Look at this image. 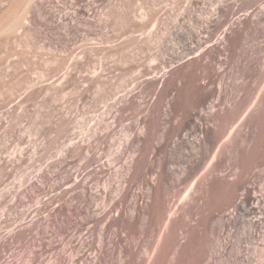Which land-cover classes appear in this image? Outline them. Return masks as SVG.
Instances as JSON below:
<instances>
[{
    "label": "rangeland",
    "instance_id": "374dc122",
    "mask_svg": "<svg viewBox=\"0 0 264 264\" xmlns=\"http://www.w3.org/2000/svg\"><path fill=\"white\" fill-rule=\"evenodd\" d=\"M26 1L0 0L3 25L26 8L0 32V264L260 254L263 215L256 228L234 201L247 182L264 209V0ZM146 163L149 180L181 176L168 228L152 192L137 199L151 216L144 236L134 221L138 243L107 241L108 211Z\"/></svg>",
    "mask_w": 264,
    "mask_h": 264
},
{
    "label": "bare ground",
    "instance_id": "6f19581e",
    "mask_svg": "<svg viewBox=\"0 0 264 264\" xmlns=\"http://www.w3.org/2000/svg\"><path fill=\"white\" fill-rule=\"evenodd\" d=\"M32 1L33 0H27L25 6L26 5L27 6H31L32 5L31 8H33L35 4H33ZM37 9H39V8H37ZM25 10H26V8H24V10L20 9V11H17V12H14V13L10 12V13H13V16L12 17L9 16V17H11L13 19L12 20L10 19L11 21L10 22L8 21L9 22L8 24H4L3 25V23L2 24L0 23L1 27H2V29L0 27V29H1L0 32L1 31L2 32H6V31L10 32V31L14 30L15 28L19 27V24L22 21H24V19H25V17H24ZM202 116L203 115L201 113L197 114V117H199V119L202 118ZM192 127L193 128H198V127H200V125H199V123L193 122ZM183 140L188 141V142L190 141V139L189 140L183 139ZM103 152H101V153H103L105 155L106 151H103ZM101 153H100V156H101ZM91 156H93V155H91ZM101 159H103V157ZM101 159H98V160L101 161ZM189 163H188V165H189ZM192 163L193 164H197L198 162L197 161H192ZM101 165L102 166L99 165L101 167V169L99 167L100 171L102 169L107 170V169H105V168H108L107 166H105L103 163ZM188 165H187V167H188ZM148 166L149 165L147 163L146 164H142V165L138 166L137 168H135L133 170V174L131 176V179L129 180V187L126 189L125 194L122 196V198L120 200V203L118 205H115L112 210L110 209L108 211L109 215H111L113 211L116 212L117 213V218H115L110 225L106 226L108 228V230H109L108 232L111 233V234L108 235L110 237V240H107V241H110V242L112 240L116 241V240L119 239V237L120 238L125 237L124 239H125V242L127 241L126 243H128L129 241H130L129 243H131V240L133 241V243L137 242L136 238H134L133 235H135L134 232H135V227L137 225L136 223H134V221H138V220L140 221V228L142 229V233L141 234L144 236L145 229H146L145 225L149 224L151 216L147 212H144L145 210H144V208L142 206L140 207V205H138L139 202L137 201V199H138V197H140V200L143 203L142 200H144L145 198L149 197L152 192L155 193V199H154V203H153V208L155 209V212H157V214H158V219L162 218V219L165 220V225H164V228H163V232H166V230L168 228V224H169V220H170L171 214H169L168 217H165V211L167 209L166 201H165V193H167L169 191V187H170L169 183L170 184L179 183V181L181 180V176H174V174H175V172L177 170L174 169V167H171V168L169 167L168 169H166L165 172L161 171V172H159L156 175V176H159L157 181H156V179L154 177H151V179L149 180L147 178V176H152V175L151 174L149 175V172H148L149 167ZM96 169H98V168H95V170ZM187 170H189V168H187ZM88 171L89 172L92 171L91 173H93V170L90 171V169H89ZM100 171L96 170V172H98V173ZM91 173H89V175ZM87 174H88V172H87ZM87 174H85L84 178L85 177L86 178L89 177V175L86 176ZM138 175H140L141 177L139 178ZM163 176H168V179L164 180ZM100 177L101 176H99V178ZM170 179H171V182H170ZM247 180L249 181V178ZM247 180H245V181H247ZM134 185H137L138 188H140V191L142 190L140 195L137 194V192L135 190H133ZM135 187H134V189H135ZM243 188H244V192L242 193V195H239L234 201V210L235 211L236 210L237 211L238 210H243V211H245L246 213H249V214L258 213V214H256L255 217H253L251 219V223H252V226H254L256 228H259L262 225L261 215H263L262 217L264 218V209H263V207H261L262 206L261 205L262 197L259 196L258 194H254V193L251 194V191L249 190V188L247 186V182L244 183V187ZM145 209H147V208H145ZM259 214H260V216H259ZM138 228H139V226H138ZM252 234H253V232H252ZM109 237H107V238L109 239ZM100 238H101V236H100ZM102 239H104V237ZM134 239H135V241H134ZM263 240H264V238H263ZM105 243H106V240H105ZM133 243L130 246L135 248L134 247L135 243L134 244ZM130 246H129V248H131ZM135 246H136V248H135V250H136L137 249V244ZM263 247H264V245H263ZM133 248L130 249V250H128V249L126 250V251H129V253L126 256L127 259L135 257V255H134V251L135 250ZM257 248L258 247H256V249ZM258 249L256 250L257 252H258ZM101 251H102L101 253H104V250H101ZM238 251L242 252V250H238ZM256 251L255 252L253 251L252 253L248 252V254H246V255H241V253H239V252L238 253H231V255H229L230 258H231V259L229 258L230 259V264H247V263H250L251 260H254L255 256L256 257L258 256V258L255 260V261H257L256 264H264V249H261V252H263V253L260 252V254L258 253L259 255L257 254ZM147 254H148V252H146V255ZM125 260L126 259H124V261ZM120 261H121L120 264H124L123 259H120Z\"/></svg>",
    "mask_w": 264,
    "mask_h": 264
}]
</instances>
